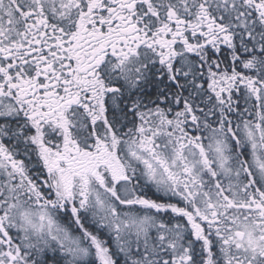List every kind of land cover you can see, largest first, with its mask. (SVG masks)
Segmentation results:
<instances>
[{
    "label": "snow or ice",
    "instance_id": "snow-or-ice-1",
    "mask_svg": "<svg viewBox=\"0 0 264 264\" xmlns=\"http://www.w3.org/2000/svg\"><path fill=\"white\" fill-rule=\"evenodd\" d=\"M0 264H264V0H0Z\"/></svg>",
    "mask_w": 264,
    "mask_h": 264
}]
</instances>
